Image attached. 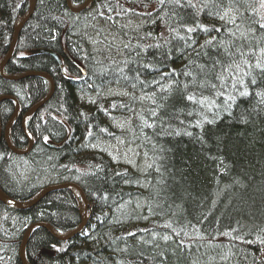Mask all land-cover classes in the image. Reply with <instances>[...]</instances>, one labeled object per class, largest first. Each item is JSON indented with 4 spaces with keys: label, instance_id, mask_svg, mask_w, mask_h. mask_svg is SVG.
I'll return each mask as SVG.
<instances>
[{
    "label": "trees",
    "instance_id": "1",
    "mask_svg": "<svg viewBox=\"0 0 264 264\" xmlns=\"http://www.w3.org/2000/svg\"><path fill=\"white\" fill-rule=\"evenodd\" d=\"M28 7L0 0V60ZM31 71L53 91L25 123L27 153L0 140V189L25 202L73 182L88 219L67 240L35 228L28 264H264V0H93L77 13L35 0L4 67ZM48 88L0 75V95L21 108L15 148ZM13 110L0 102L2 127ZM80 218L67 189L26 210L0 202V264H21L31 223L65 234Z\"/></svg>",
    "mask_w": 264,
    "mask_h": 264
},
{
    "label": "water",
    "instance_id": "2",
    "mask_svg": "<svg viewBox=\"0 0 264 264\" xmlns=\"http://www.w3.org/2000/svg\"><path fill=\"white\" fill-rule=\"evenodd\" d=\"M92 1L93 0H85L82 4H80L78 6L72 5L70 0H66V3H67L68 8L72 12L77 13L81 10L86 9L91 4ZM34 6H35V0H29L28 10L23 16L19 17L16 20L14 28H13L12 37H11V40H10L9 45H8L7 53L0 60V75L4 78L13 80V79H17V78H21V77H25V76H40V77L47 79L49 82V91H48L47 95L44 98H42L41 100H39L38 102H36L33 106H31L21 117V126H22V129H23L24 134H25L27 141H28V144H27L26 148H24V149H17L15 147H13L11 140H10V129H11L12 124L18 118V116L20 114L19 113L20 112V105L14 96H12V95H0V102L8 99V100H11L15 103L14 110H13L11 116L9 117L4 128L2 129L1 125H0V140L3 139L5 144L7 145V147L12 152L19 154V155L27 153L33 144L32 137L27 133V131L25 129L26 120L28 119V117H30L32 114H34L35 111H37L47 101V99L51 96L52 91H53V82H52L51 78L48 76V74L45 72L31 71L29 73L22 74V76H20V77H19V75L6 76L4 74L5 64L9 60L11 55L13 54L15 44L17 42V38H18V35L21 31V28L23 27V25L25 24L27 19L32 14ZM30 52L32 54H48L55 59V61L57 62V64L59 66H61V60H60L59 55L52 50L35 49V50H31ZM81 71L83 72V70H81ZM60 189H67V190L74 192L75 194H78L79 200L81 202V204L79 205V212H80V216H81L79 225L75 229H73L72 231H70L68 233L59 234V233H56L48 223H44V222L31 223L26 228V230L22 236L21 243H20L18 256H19V260H20L21 264H28L26 257H25V247L27 244V240H28L29 236L31 235V232L35 228L42 227L45 230H47L52 236H54L55 238H57L59 240H67V239L73 237L74 235H77L80 232H82V230L85 228V226L87 224L88 217H87L86 211L88 208V202H87L85 195H84L83 191L81 190V188L73 182H64V183H60V184H56V185L47 186V187L43 188L41 191H39L32 199L25 201V202H18V201L11 199L5 193H3L0 189V202L3 203L4 205H6L12 209H16V210H26V209L30 208L32 205H34L36 202H38L47 193H49L51 191H55V190H60Z\"/></svg>",
    "mask_w": 264,
    "mask_h": 264
},
{
    "label": "bare ground",
    "instance_id": "3",
    "mask_svg": "<svg viewBox=\"0 0 264 264\" xmlns=\"http://www.w3.org/2000/svg\"><path fill=\"white\" fill-rule=\"evenodd\" d=\"M19 113H20V112H19ZM19 115H20V114H19ZM32 115H33V114H32ZM32 115H31V116H32ZM10 116H11V115H10ZM22 116H23V115H22ZM18 117H19V116H18ZM28 119H29V118H28ZM32 146H33V144H32ZM32 206H33V205H32ZM32 206H31V207H32ZM86 214H87V213H86ZM87 217H88V215H87Z\"/></svg>",
    "mask_w": 264,
    "mask_h": 264
},
{
    "label": "rangeland",
    "instance_id": "4",
    "mask_svg": "<svg viewBox=\"0 0 264 264\" xmlns=\"http://www.w3.org/2000/svg\"><path fill=\"white\" fill-rule=\"evenodd\" d=\"M20 76H22V75H19V77H20ZM72 193H73L74 195H76L74 192H72ZM79 214H80V212H79ZM82 231H83V230H82Z\"/></svg>",
    "mask_w": 264,
    "mask_h": 264
}]
</instances>
